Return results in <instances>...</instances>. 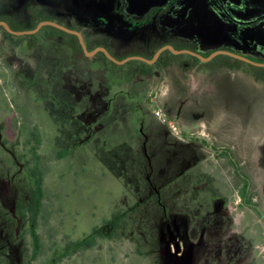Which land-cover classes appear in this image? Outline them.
<instances>
[{
	"label": "rangeland",
	"instance_id": "rangeland-1",
	"mask_svg": "<svg viewBox=\"0 0 264 264\" xmlns=\"http://www.w3.org/2000/svg\"><path fill=\"white\" fill-rule=\"evenodd\" d=\"M168 1L142 5L145 9L168 5ZM71 2L69 5L76 9L78 3ZM44 3L43 0H0V14L11 12L16 18L27 19L21 25L27 28L35 26L43 17V13L36 10L40 4L53 16L58 15L52 9L58 3L50 0ZM51 3L53 7L44 6ZM87 5L94 8L95 4ZM259 5L261 11L262 4H256ZM63 15L58 20L69 23L70 15ZM174 16V12L165 14L159 17L156 27H145L143 32L152 49L169 38L170 27L177 24ZM50 33L42 31L31 37H11L0 31L1 42H6L5 46L0 42V245L14 250L13 241L23 239L29 222L31 245L33 234L40 242L35 246L38 250L32 264H55L60 251L66 249L69 254L57 264H173L174 256L164 250L168 245L165 241L175 237L189 241L191 231L181 234L182 227H171L174 232L168 235L153 225L163 212L156 205L155 195L145 200L150 184L161 190L164 204L160 203V207L166 213L167 208H176L183 213L174 217L178 222L203 225L193 227L197 237L192 242L206 244L214 237L221 244L220 229L205 226L211 222L219 224L221 211L231 217L228 210L218 211L227 201L219 195L227 193L218 184L220 170L216 161L208 160L203 164L191 159L185 177L174 180V186L185 180L184 188L189 195L186 192L172 195L167 185L171 176L168 179L165 175L170 170L164 162L157 163L153 154L142 155L138 145L139 129L145 130L147 124L155 128L164 125L173 136L183 138L190 133L201 138L205 137L201 131L203 117V121L215 123L214 131L224 142L232 144L231 150L234 146L237 151L238 146L252 145L258 137L264 140V109L260 100L253 99L247 109L243 107L247 93L264 96V86L239 74L237 82L219 83L217 92L206 97L203 89L209 92L214 88L204 84V80L217 76L229 82L233 72L205 73L202 63L187 57L171 59L168 54L151 68L130 62L119 67L106 63L108 68L100 69L94 58L86 60L80 51L70 49L69 40ZM139 39L138 33L132 42L139 43ZM88 44L93 47L95 43L88 40ZM128 47L130 51L137 49L135 45ZM138 51L150 55L153 50ZM189 75L194 77L186 78ZM106 109L109 111L103 112ZM255 146L261 147L259 142ZM66 147L68 150L62 151ZM121 148L128 168L121 172L114 168L111 172L110 167L116 164L111 163L117 156L108 157L115 149L119 153ZM151 149L155 153L158 148L150 147L149 151ZM34 156L41 158L32 163L31 169L30 158ZM150 156L152 164L147 163ZM120 158L125 160L119 155ZM241 161V170L248 173L255 185L253 168L247 171ZM254 165L256 174L262 172L259 161ZM217 170V174L213 172ZM41 176L42 190L35 201L37 210L34 208L35 212L31 213L34 178ZM257 189L260 194L264 191L261 187ZM210 202L215 205L214 209L207 208ZM27 210L30 221L24 215ZM234 216L236 229H240L244 238L242 243L251 240L250 236L245 237V231L258 238V224L246 228L247 222ZM236 229L229 232L236 235ZM107 232L112 236L108 237ZM109 238H112L111 243ZM190 255L188 250L183 256ZM245 255L240 253L232 261L213 260L214 264H260L255 254ZM43 257H46L44 261ZM192 257L201 256L195 253ZM1 258L2 264L17 263L9 253Z\"/></svg>",
	"mask_w": 264,
	"mask_h": 264
},
{
	"label": "flooded vegetation",
	"instance_id": "flooded-vegetation-1",
	"mask_svg": "<svg viewBox=\"0 0 264 264\" xmlns=\"http://www.w3.org/2000/svg\"><path fill=\"white\" fill-rule=\"evenodd\" d=\"M50 1H52V3L56 2L58 4H54L56 7H53L52 3L50 5L46 4L44 6L53 7L52 9L55 11V13L57 12L58 15L53 16V14L45 11L43 9L45 0H43V4H40V8H36L37 11H41V13H43V17L38 20L35 26H29L27 28L21 26L23 22L28 20L16 18L14 17L16 14L8 12L5 14H0V22L5 23L11 31L21 34L11 33L1 24L0 31L11 37H31L42 31L45 33L54 32L55 34H58L61 37L69 40L70 49L74 48L80 51L84 58L87 57L85 58L86 60L94 58L95 63L98 65V67H100V69H104L105 67V69H107L108 67L105 65L106 63L119 67L130 62H139L142 65L151 68L152 66L158 65L164 55L168 54L171 59L187 57L194 62L202 63L205 73L216 70H226L228 72H233L232 76L229 78V82H223V80L218 79L217 76L215 78L208 77V80H204V84H211L210 87L214 88V90L209 92L208 90L203 89L204 94L207 95L206 97H209L213 93L217 92V84L219 83L229 84L230 82H237L238 80L235 79L239 77V74H243L244 76L252 79L254 83L262 84V86H264V0H170L168 1V5L151 7L147 6L145 9L142 4L157 2V0H74V3H78L76 9L73 8V5H69L70 3L72 4L71 0ZM99 3H104L105 6H101ZM257 3L262 4L261 11L259 9L261 5L256 6ZM87 4L95 5L94 8H91ZM171 12L175 13L174 17L177 21V24L170 27L171 32L167 33V37L169 38L163 41V43L158 45L155 49H152V44L149 42V39L143 32L145 27H156L159 17ZM62 15H70V22L62 23V21L58 20ZM41 22L54 23L68 30L78 32L82 37L86 51L91 52L98 48H103L116 60H123L133 56L151 59L154 53L164 46H171L177 51H192L201 55L206 60L201 61L197 57L187 53L174 54L170 50L165 49L152 64H148L137 59L128 60L123 64H116L109 60L100 50L91 56H87L81 47V44L79 43L78 37L75 34L65 32L51 24L42 25L34 33H26L35 29ZM71 23H73L75 27ZM138 33L140 35L139 43L132 42L134 40V36ZM122 39H124V41H122ZM88 40L95 43L93 47L89 46ZM97 41L99 43H97ZM177 41L182 42V44L177 43ZM1 44L5 46L6 42H1ZM134 45L137 49L135 51H130L131 48L128 46L134 47ZM1 49L2 46L0 45V50ZM139 49H150V51H153L150 55H147L148 52L144 53L138 51ZM125 51H127L126 54ZM219 52H229L246 58L253 63H248L239 58ZM190 76L192 77L193 75H189V77L186 78H190ZM183 78L185 77L183 76L182 79ZM247 94L249 96L244 99L243 103V107L245 109H247L249 103L253 99H259L262 108L264 109V96H254L250 92ZM108 111L109 110L106 109L103 112ZM203 119L204 118L201 117V131L203 130L202 132L205 133V137H193L192 134L188 133L185 134L183 138H179V136L176 134L175 138H178L179 140L192 141L191 159L193 162L198 160L204 164L207 163L208 160L211 163L216 161L217 169L220 170L218 184L227 193L226 195H219V197H226L227 201L226 204L224 203L225 206H220L218 211L228 210V213L231 217L228 218V216H225L227 213L225 211H221L219 214L222 216V219L219 220V224L211 222L205 226L207 228L210 227L213 229H220L222 243L218 244V239H215L214 237H212L211 241L209 240L206 242V244L202 242H199L198 244L192 242V240L194 241L197 237V235L194 234L195 231H193V227L200 224L178 222V218L174 217L177 214H183L180 212H172L169 214L167 209L166 213V211L160 207V203L158 201V198L160 199L161 190H159L155 185L150 184L148 186L149 192L147 193L145 200L149 201L153 195H155V197L158 196L155 200L156 205L159 206V210L163 212V216H161L163 219H158L153 225L160 228V230L163 229L168 235L171 232H174V229L171 227H182L181 234L191 231L189 241L181 240L179 237L165 241L168 245L164 250L168 254L174 256L172 261L173 264H209V262L214 264L213 259H230L232 261L235 259V256L239 255L240 253H246L245 257L247 256V253L248 255L249 253L251 255L255 254V258L260 262V264H264V191L262 194H260L261 192H259V189H257L261 187L262 190V188H264V140L261 137H258L256 140H254L252 145L248 144V146H238L237 151L233 146V150H231L230 147H232V144L227 141L224 142L223 138L221 139L216 131H214L215 123L210 122L209 120V122L206 120L203 121ZM30 134L35 137L31 131ZM138 141L143 143L144 154L147 153L148 155L149 153L146 148L149 144V139L143 127L139 129ZM256 142H259L261 147H256ZM196 144H198V146L203 150L202 155L199 156L200 158H198L197 155ZM69 147L71 148V146ZM29 150L31 151L32 155L33 146ZM67 150V147L66 149L62 148V151ZM40 158L37 156L30 158L31 169L33 168L32 163L35 160L38 162V159ZM191 159H188V162L185 165L186 170ZM240 161L242 165L247 168V171H250L251 168H253V173L256 175L252 177L255 181V185L252 184V179L250 176H248V173H244L241 170ZM258 161L262 165V172H258L256 174L257 170L254 169V164ZM147 163L152 164V156H150L149 161L147 160ZM45 167L46 162L45 157L43 156V171ZM218 170L213 172L217 174L219 172ZM260 175L262 176L260 177ZM36 179H40L42 182V176L34 178V190L31 193L33 200L31 203V208L29 209L31 213L34 208L36 209L35 201L41 194L42 190L40 186V192L38 193L36 188ZM174 180L175 178L169 181L170 185L168 187L171 193L177 195V192L179 191L178 188L174 187ZM187 190L188 189L185 188V192ZM251 206H254L255 209H253ZM207 208L210 210L214 209L215 205L210 202ZM29 210H27L24 215H26L27 219L30 221ZM248 212L249 215L252 216V222H247L245 227H253L258 224L260 231L258 230L259 232L256 234L258 238L254 235H249L248 232L245 231V237L250 236L251 240L247 243H242L244 238L239 233L240 229L237 230V226L231 225V218L238 213L244 215L245 218V216L248 215ZM107 226L110 228L109 225ZM202 228L203 227H201L200 230H202ZM235 229L237 233L236 235H233V232H229ZM29 234L30 232L28 222L27 232H25L23 239L13 241L14 250L11 248L8 250L6 247H2V245H0V258L2 255L9 253L10 257L11 255L14 256L15 263L32 264L33 256L37 254L36 251L38 250H35V246L37 247V244L40 242L38 237L35 239L34 234L32 235L34 244L32 243L31 245V236ZM106 235L108 237L112 236L111 234L109 235L108 232ZM109 239L110 241H108L111 243L112 238ZM72 244L74 246L76 243ZM189 245L191 246L190 249L188 248ZM194 247H197V249L195 250ZM198 249H200V251H197ZM257 249L258 252H256ZM188 250H190L191 255L184 257L183 255L185 252H188ZM159 252L160 249L158 248L156 253L158 261L160 262ZM195 253H200L201 257H192V255ZM221 253L223 254V257L219 256ZM68 254L69 250L67 251V249L63 252L60 251L58 261L63 259ZM45 258L46 257H43V261ZM197 260L200 261L197 263ZM57 262L55 264H57ZM0 264H2L1 261ZM43 264L48 263L43 262Z\"/></svg>",
	"mask_w": 264,
	"mask_h": 264
},
{
	"label": "crops",
	"instance_id": "crops-1",
	"mask_svg": "<svg viewBox=\"0 0 264 264\" xmlns=\"http://www.w3.org/2000/svg\"><path fill=\"white\" fill-rule=\"evenodd\" d=\"M148 129H149V133L147 134L146 131ZM118 130H120V128ZM144 131L147 134L148 139H149V141H148L149 144L146 148L148 153L150 155L153 154L155 156V161L157 163L164 162L163 164H166L167 168L172 173V174H170V172H169V174H168V172H167V174H165L166 177L168 175V179H169V176H171L170 180L173 178H176V177H178V179L185 177V174L187 171L185 169V165L188 162V159H191V155H192V153H191L192 152V147H191L192 141L191 140H189V141L179 140L178 138H175V136H173L169 132V130L166 129V127L164 125H159V126H157V128H155L154 125L147 124L146 129ZM119 143H121V142H119ZM138 145L142 149V155L144 156L143 143H141V141H138ZM155 146H156V148H158L155 151V153L152 152V149H151V151H149L150 147L154 148ZM196 150H197L198 158H200L199 156L202 155L203 150L201 147L198 146V144H196ZM100 154L101 153H98V155H100ZM114 155L117 156L118 159H119V155H120L125 160L123 161L122 158H120L119 160H117V158L114 159V161L111 164H114V162H115L116 164L119 163V165L114 164V167H110L109 165H111V164H109L108 166L110 167V171L112 172V170L114 168H118L120 170V172L122 169H124V170L127 169L128 168V166L126 167L127 158H126V155L123 153L122 148H121V150L119 149V153H118V150L115 149V151H113V154H110L108 158H113ZM104 159L107 161L106 156H104ZM127 163H128V161H127ZM119 167H121V168H119ZM114 175H116V174H114ZM124 179H125V177H124ZM169 181L167 182L168 186L170 185ZM178 183L179 184L177 186H174L176 188H179V193L177 195L185 194L184 186L187 184V182L185 180H181ZM172 195H175V194L172 193ZM186 195H189L188 190L186 191ZM161 200H163V198H162V192L160 191V199L158 198V201H159V203L164 204L163 203L164 201L161 202ZM178 201H179V199L177 201H175V203H177ZM167 209H168L169 214L172 212H179L176 208L169 207ZM235 215L239 216L238 218L244 219L246 222H250V221L252 222V220H251L252 216L249 215V212H248V215L245 216V218H244V215H242L241 213H238ZM159 219H163V217H160ZM231 225L237 226V221L233 219V222L231 223Z\"/></svg>",
	"mask_w": 264,
	"mask_h": 264
},
{
	"label": "water",
	"instance_id": "water-1",
	"mask_svg": "<svg viewBox=\"0 0 264 264\" xmlns=\"http://www.w3.org/2000/svg\"><path fill=\"white\" fill-rule=\"evenodd\" d=\"M0 24L3 25V26H4L9 32H11V33H14V34H21V33H18V32H13V31H11V30L7 27V25H6L5 23H3V22H0ZM44 24H51V25H53V26H55V27H57V28H59V29L65 31V32L75 34V35L78 37L79 43L81 44V47L83 48V50H84V52H85V54H86L87 56H91V55L95 54L98 50H100V51H102V52L105 54V56H106L109 60H111L112 62H114V63H116V64H123V63H125L126 61L131 60V59H137V60H141V61H143V62H146V63H148V64H152V63L158 58V56L160 55V53H161L163 50H165V49L170 50V51H171L172 53H174V54L187 53V54H190V55H193V56L197 57V58L200 59L201 61L206 60L204 57H202L201 55H199V54H197V53H195V52L188 51V50L177 51V50L173 49L171 46H164V47L160 48L159 50H157V51L154 53V55L152 56L151 59H146V58L139 57V56H133V57H129V58H126V59H123V60H116L115 58H113L112 56H110V54H109L105 49H103V48H98V49H96V50H94V51H91V52L86 51V49H85V45H84L83 40H82V37H81V35H80L78 32L68 30V29H66V28H64V27H62V26H60V25H57V24H54V23H50V22H41L40 24L37 25V27H36L35 29H33V30H31V31H28V32H26V33H34V32H36V31L39 29V27H41V26L44 25ZM219 53H225V54L230 55V56H232V57H235V58H239V59H241V60H244V61H246V62H248V63H253L252 61H250V60H248V59H246V58H243V57H241V56H238V55H235V54H232V53H229V52H219Z\"/></svg>",
	"mask_w": 264,
	"mask_h": 264
},
{
	"label": "trees",
	"instance_id": "trees-1",
	"mask_svg": "<svg viewBox=\"0 0 264 264\" xmlns=\"http://www.w3.org/2000/svg\"><path fill=\"white\" fill-rule=\"evenodd\" d=\"M41 184V181H40V179H36V188H37V190H38V193L40 192V185ZM34 235V234H33ZM34 237H35V239H36V236L34 235Z\"/></svg>",
	"mask_w": 264,
	"mask_h": 264
}]
</instances>
